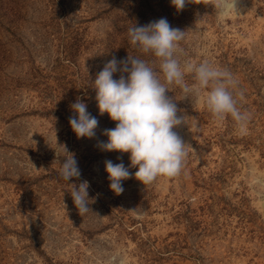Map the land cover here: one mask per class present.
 <instances>
[{"label":"rangeland","instance_id":"374dc122","mask_svg":"<svg viewBox=\"0 0 264 264\" xmlns=\"http://www.w3.org/2000/svg\"><path fill=\"white\" fill-rule=\"evenodd\" d=\"M237 8L221 15L213 0L182 11L171 0H0V264H264V0ZM160 18L185 31L182 66L208 61L233 74L244 91L238 107L251 118L241 135L231 117L212 118L203 94L185 98L169 86L186 115L174 129L189 145L184 169L145 186L133 175L117 195L105 161L121 157L128 167L129 154L97 146L116 122L99 113L93 83L113 57L151 64L128 28ZM78 98L98 119L93 138H77L69 124ZM64 147L79 179L59 176ZM85 180L90 209L80 216L70 192Z\"/></svg>","mask_w":264,"mask_h":264},{"label":"clouds","instance_id":"9594fccd","mask_svg":"<svg viewBox=\"0 0 264 264\" xmlns=\"http://www.w3.org/2000/svg\"><path fill=\"white\" fill-rule=\"evenodd\" d=\"M194 0H171V5L182 11ZM238 0H213L214 7L221 15H228L237 8ZM185 31L173 28L166 18L150 21L145 25L133 24L128 28L132 45L143 54H150L155 60L150 64L145 59L127 56L117 60L113 57L97 74L93 88L99 113H107L115 123L112 129H105L103 135L107 142H98L104 151L128 153V167L120 163L105 161L110 189L117 195L124 189L122 182L132 178L144 186L152 184L159 177L175 178L181 175L188 155V144L174 129L185 125L186 115L178 109L173 96H169V86L179 87L185 98L200 97L212 118L223 122L231 117L241 135L245 134L251 114L238 107V99H243L244 91H237L239 85L233 74L226 68L214 66L204 61L199 64L185 62L178 58L179 42ZM158 63V69L153 64ZM119 79H114V73ZM194 74L191 85L186 83L185 75ZM161 77L163 79H161ZM73 115L69 117L71 129L77 138H93L98 119L87 111V105L77 99L71 105ZM179 113V114H178ZM67 154L60 165L59 176L64 181L79 179L81 170L75 155ZM130 168H137L133 174ZM70 195L80 216L89 207V182L72 184Z\"/></svg>","mask_w":264,"mask_h":264}]
</instances>
